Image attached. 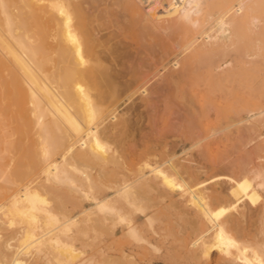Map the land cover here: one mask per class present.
I'll use <instances>...</instances> for the list:
<instances>
[{"label": "bare ground", "instance_id": "1", "mask_svg": "<svg viewBox=\"0 0 264 264\" xmlns=\"http://www.w3.org/2000/svg\"><path fill=\"white\" fill-rule=\"evenodd\" d=\"M120 1L135 27L178 37L160 66L130 65L119 43L101 42L81 0H0V264H87L74 240L108 218L99 264H264V202L250 204L264 190V0ZM162 70L160 100L218 124L138 140L120 107L135 95L154 105ZM224 81L246 94L231 97L226 124L221 102L238 88ZM225 129L239 158L208 154ZM219 167L230 173L202 178Z\"/></svg>", "mask_w": 264, "mask_h": 264}, {"label": "rangeland", "instance_id": "2", "mask_svg": "<svg viewBox=\"0 0 264 264\" xmlns=\"http://www.w3.org/2000/svg\"><path fill=\"white\" fill-rule=\"evenodd\" d=\"M81 1H82L83 7L86 8V12H87V15L89 17L88 18L89 21H90V22L88 21V23H90L89 27L93 31L96 30L95 33H97V36L99 34H101V35L98 36V37L101 38V39L99 38L100 40H102L101 42L107 43V41H110V42L112 41V43H108L107 45H110V44L118 45L117 43H119V46L121 45L120 47H122L125 50H127V52L130 53L128 55H131L130 56V61H128L129 62L128 64H130V65L136 63L139 66L143 67L142 64L144 62L147 66L146 67L144 66L143 69H145V70L149 69L150 66H151V68H153V65H154L155 62H152V61H156V63L159 62V60H161L159 58H161V56L163 55L164 50L166 48L169 49L172 45H175L174 43L177 42V38L178 37L175 34H173V33H170V34L166 33L164 35L165 32L158 31V32H153L152 33L151 31H148V30H141V29L138 28V26L135 27V25H137V23L132 18L130 13L125 10L124 5L122 4V2L120 0H94L95 2L93 0H81ZM90 1H92V2H90ZM99 6H100V8H98ZM108 7H111V8H108ZM105 8H107V9H105ZM106 13H108V14H106ZM93 20H96V21H93ZM110 21H112V22H110ZM100 22H102V24H100ZM114 22H116V23H114ZM133 22H135V23H133ZM110 23H113V24H110ZM130 23L132 25H130ZM93 24H94L95 27L92 26ZM97 25H99L100 27L97 26ZM119 25H121V26H119ZM108 26H109V28H108ZM132 26H133V28H132ZM135 28H137V31H135L136 30ZM130 31H132V33ZM133 31H135V32H133ZM154 35H155L156 38L154 37ZM140 37L142 39H139ZM161 37H163V38H161ZM175 37H176V40H174ZM106 38H108V40ZM143 38H145V39H143ZM167 38H168V40H167ZM170 42H171V44H170ZM124 43H127V44H124ZM166 43H169V45L166 44ZM127 46H129V47H127ZM168 46H170V47H168ZM140 49H141L142 52L140 51ZM135 56H137L139 58H137ZM135 58H137V59H135ZM156 58H157V60H156ZM146 59H148V60H146ZM131 61H133V62H131ZM134 61H136V62H134ZM157 65L160 66L161 65L160 62ZM170 67H171V64H170V66L168 68H170ZM165 71L164 70L160 71V74H158V76L155 75L156 77H154V78H153L154 75H151L152 78H150L151 80L149 81V82H151V84L148 87L152 90V92L154 91V93H155V94H153L154 97L152 96L153 98H155L154 105H152V106L149 105L148 107L145 106V105L144 106L140 105L141 99L138 98L139 96L135 95V97H134L135 100L134 99L130 100L129 103L127 104V105H132V106H130V109H127L125 107V104L122 105V107H120V114H129L130 116L132 115V117L134 116L133 119L137 118L138 122H137L136 126H137V129L139 128V126H140V128L138 130H135L136 132H134V135L136 136V138L138 140L144 139V141H146L147 144L151 142L152 145H154L155 143L156 144L160 143V145H161V143H164L166 140L169 141V142H173V140H181L183 135H184L183 138L188 136V134L190 133L191 128L194 129L196 127H206V126H207L206 128H211V127H213V126L218 124L217 119L214 118V117H212L211 119H207V121H206L205 118L201 119V118H198V116H196V115L192 116V114L190 115L189 113L186 115V113H185L186 111H184L183 106H181L180 103L177 100L173 104L169 103L167 105V101L164 102L163 99L167 100L166 99L167 98L166 97V93H167V90L169 88L166 85L165 80L161 79V77H162L161 73H163ZM159 76H161V77H159ZM156 80H158V81H156ZM163 81L165 82V84H164ZM227 82L228 81H224L223 83L225 84ZM233 83L234 82H232L231 85H229V83H227L229 86L226 85V87H225L226 90L227 89L231 90V87L234 88L238 84V82H237V84L234 83V84H236L235 86H232ZM164 85H166L167 87L164 88ZM189 85L190 84H186L185 85V90H186L187 93L189 92V89H190ZM238 85L242 86V84H238ZM161 86H163V87H161ZM241 86L240 87L237 86V87H235V89L232 88L234 91H236V89L238 88L237 89L238 92H234L233 91L234 94L231 93V95H230V93H229L227 95L228 97L222 99L221 103H223V104H221V108L219 110H220L221 115L223 117L222 118L223 119L222 122L224 124H226L228 122L230 123L229 120H230V118L232 117V115L234 113L233 111H234V106L235 105H234V102L232 100V98H234V95H235V97H236V95L237 96H241V95L245 96L246 95V94H240L244 90L243 88H241ZM154 87L157 88V89H158V87L163 88L162 89L163 90L162 93H164L165 96L161 92H156L157 91L156 89L153 90ZM161 94H162V96H161ZM151 95H152V93H151ZM155 95H157V96H155ZM160 98H163V99L160 100ZM156 100H158V101L156 102ZM132 102H134L135 104L132 103ZM138 102H140V103H138ZM161 104H163L165 106H163ZM177 104L180 105V106H178ZM132 109H134V110H132ZM135 109H138V110H135ZM136 114H137V116H136ZM141 116H143V117H141ZM159 116H161L162 119H160ZM165 117H167V118H165ZM168 117H170V118H168ZM234 117H235V115H234ZM155 119H156V122L158 123V125L154 124ZM200 119L202 121H200ZM226 120H228V121H226ZM146 121H148V122H146ZM151 122H153L154 125L153 124L151 125ZM201 122L202 123H206V124H202ZM199 124H201V126ZM156 125H157V127H156ZM159 125H161V126H159ZM152 126H154V128H151ZM161 127L164 128V129H162ZM235 128L237 129V127H235V125H233V126H230V128H228V130L233 131L232 133L236 134L237 130ZM195 130H197V129H195ZM228 130L227 129L224 130V133L226 135H229V137L228 136L226 137L225 134L223 133L224 138L225 137L227 138V139L224 140L223 144L215 143L214 141H212L210 150L208 151V154L209 155L211 154L210 156H213V153L216 154V153H219V152H221L223 150L224 153H226L227 155H231V157H234V158H239L240 157V155H241L240 153L243 151V149L239 148L240 143H238V141L236 142L234 140V137L236 135H233V134L229 133L230 131L228 132ZM150 135L152 136V138H151ZM230 136H232V137H230ZM150 138H151V140H150ZM249 147H251V145ZM238 150H240V151H238ZM191 152H192L193 156H197L198 148H194ZM194 154H196V155H194ZM181 155L182 156L185 155V152L181 153L180 156ZM256 160L261 162L262 165H264V152H262V156L256 158ZM226 172L230 173L229 170H224V168H220V167L219 168H214V169H211L207 174L202 175V178L208 180L207 182L210 183L212 176L217 175V174H223V173H226ZM259 193H260L259 194L260 196H258V198H256L253 202H250V204L253 207H258V206H260L262 204V202H264V190L260 189ZM106 220H109V221L105 222V220H103L102 222H104L105 224L104 223H102V224L100 223L99 225L92 222L93 224H95V229H94V227H93V229L91 228L93 224H91V222H90L91 227H86L87 230H85L87 232L86 233L84 232L85 234L82 233L83 236L80 235V237H78L77 240H74L75 241L74 242L75 247H76L77 251L80 252V255L77 257L76 260H80V258H83L87 262V264H99V261H100L99 258L100 257H99V254H98V252H99L98 251V244H103V243L109 241L111 239V235H112L111 232H110L111 231V227L109 228V226L112 225L111 223L113 222V220L111 218H108ZM96 222H100V221H96ZM90 225H88V226H90ZM106 225H108V226L106 227ZM258 225L259 226L261 225V228L258 227V229L260 230V237L263 238L264 236L262 237V235H264V226H262V225H264V224L260 223ZM96 226H98V227L96 228ZM262 232H263V234H262ZM86 234L88 235L87 236L88 238L86 237L87 239L85 240V235ZM87 240H88V242H92V243H90V246H89V243H87ZM84 242H86L87 244L84 243ZM47 259H48L47 257L46 258H39L38 257V259L35 260L34 262H28L27 261L25 264H39V263H44V264H65V262L62 263V262H60L59 260H56V259H51L49 261Z\"/></svg>", "mask_w": 264, "mask_h": 264}]
</instances>
